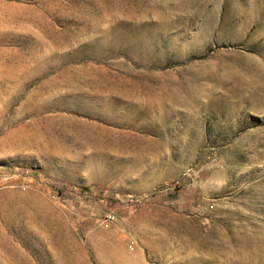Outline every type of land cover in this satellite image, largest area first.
<instances>
[{"label": "rangeland", "instance_id": "1", "mask_svg": "<svg viewBox=\"0 0 264 264\" xmlns=\"http://www.w3.org/2000/svg\"><path fill=\"white\" fill-rule=\"evenodd\" d=\"M0 264H264V0H0Z\"/></svg>", "mask_w": 264, "mask_h": 264}]
</instances>
